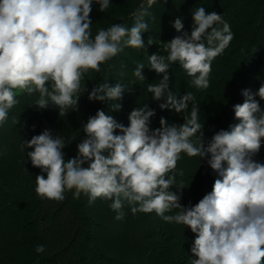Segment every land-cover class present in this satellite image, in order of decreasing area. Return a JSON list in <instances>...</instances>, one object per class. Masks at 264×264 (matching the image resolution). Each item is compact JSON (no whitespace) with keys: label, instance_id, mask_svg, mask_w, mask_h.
I'll return each instance as SVG.
<instances>
[{"label":"clouds","instance_id":"obj_1","mask_svg":"<svg viewBox=\"0 0 264 264\" xmlns=\"http://www.w3.org/2000/svg\"><path fill=\"white\" fill-rule=\"evenodd\" d=\"M156 2L141 4L132 13L131 27L116 23L98 29L93 37L92 5L99 4L104 12L110 0H0V126L20 103L18 93H38L37 110L54 107L59 116L69 109L78 111L80 96L88 91L82 80L90 70L100 72L101 65L124 48L145 50L142 34L149 25L144 17ZM192 20L189 35L176 18L172 27L182 34L165 43L167 55L148 56L149 69L162 78L149 83L147 92L162 101L161 110L185 112L194 99L191 92L178 98L170 90L173 64L193 78L197 89H207L213 60L234 39L230 24L214 11L206 13L198 7ZM154 43L149 36L147 45ZM144 68L139 62L133 72L139 81L146 78ZM125 88L119 82L100 83L88 91V100H122ZM241 95L243 103L233 105L239 123L208 140L198 106L183 117L182 124H169L161 117L156 129L150 128L156 113L148 104L130 112L128 126L97 110L82 124L84 138L77 144L76 156L67 160L63 137L45 129L21 146L22 151L32 149L27 158L40 169L35 192L42 199L63 201L65 192L74 190L73 198L83 193L89 206L97 198L110 200L115 220L124 219L127 204L133 215L154 212L167 223L186 226L196 234L191 248L196 259L189 264H264V163L254 159L264 142V108L256 99L264 100V83L257 92L244 89ZM120 108L119 103L111 105L113 111ZM13 122L18 123L15 118ZM181 153L206 160L219 177L195 205L180 203L183 181L178 191L172 190ZM45 250L44 244L35 248L36 253Z\"/></svg>","mask_w":264,"mask_h":264},{"label":"rangeland","instance_id":"obj_2","mask_svg":"<svg viewBox=\"0 0 264 264\" xmlns=\"http://www.w3.org/2000/svg\"><path fill=\"white\" fill-rule=\"evenodd\" d=\"M173 4L174 7H170V10L174 8L172 12L173 17H175L174 20L180 18L182 22H186L191 18L192 12H195L198 7H204L206 13L214 11L219 14L216 9L217 2L215 0H200L199 2H195L194 0H175ZM247 10L248 5L244 4L241 11L234 16L237 28L240 27L241 24L239 22L243 20ZM144 20L149 25V31L143 33L142 38L147 43L148 37L152 36L155 40V43L152 45H160L161 42H159L160 40L157 39L158 36L155 34V31H159L156 21L153 20L150 13L144 17ZM236 31L240 33V30L237 29ZM128 49L129 52H125L124 56L126 60L115 61V65L122 66L118 72L120 76L115 81L126 87L123 98L118 101H107L108 103L112 102V104L119 103L121 108L118 111H107V114L116 116L114 118L117 122L128 126V115L130 112L135 108L148 104L156 113L151 118V129L160 127L159 121L161 117L166 118L169 124H182L184 122L183 117L190 114H186V111L177 113L175 110H161L158 105L162 101L153 100L152 94L147 92V85L149 83H158L162 78V76H158L153 70L149 69L147 57L151 54L142 51V54L146 58L144 56L145 59L139 58L140 55L135 54L138 56V59H136L137 57L134 59L132 52L135 49ZM139 62L145 64V68L142 70L146 77L144 81H139L133 75ZM218 65L219 62L216 57L212 62V71L208 77L209 87L207 89H197L191 83L193 78L188 77L178 63L173 64L169 69L170 90L178 98L187 92L193 94L194 99L189 102L188 108H192L195 102L199 104V121L206 113L208 98L218 78ZM244 75L245 77H243L247 78V80L242 81L243 77L238 78L240 83L237 91L238 96L234 99V104L243 103L245 98L241 95L242 90L249 89L252 93H255L256 86L261 83L259 75H256L250 66L245 67ZM38 98L39 94L37 93L20 99L17 107L15 106L10 110L7 122L3 126H0V153L4 156L15 155L19 158L28 159L26 153L32 151V149L26 148L22 151L21 146L23 141L30 140L32 136L38 135L40 131L48 128L47 124L49 123L47 122L49 116L46 112L45 114L43 113L44 109L37 110L34 106L35 100ZM256 99L260 102L261 108H264V100H260L258 96ZM53 114L58 121V126L56 127L58 131L56 134L61 135L66 143L63 152L65 153V160H67L68 158H72L74 152L75 142L71 139H74L72 137L74 134L73 128L78 119L72 118L69 110L63 116H59L57 109L56 113ZM14 118L18 123L13 122ZM231 119L232 121L227 123L226 128L223 127L220 130H230L231 125L239 123L235 119L234 114L230 116ZM68 125L71 128L67 127ZM67 128L71 131L69 137H67L69 134L67 133ZM117 134L119 133L117 132ZM192 139H195V137ZM262 153H264V142H262L259 153L254 157L258 162L264 163V154ZM84 167H87V164ZM180 171H183L182 176L179 174ZM217 178H219L218 174L208 166L206 160H200L199 157H188L185 153H181V159L177 162L176 167L177 183L173 186L172 190L178 191L179 184L183 181L185 189L182 190L183 194L180 203L184 206L195 205L204 195L212 191L213 183ZM72 201L78 204L77 199L73 198ZM79 203L81 204L78 210L82 211L88 219V221L86 218L82 220L84 228L81 231L84 230L86 236L84 237L83 233L76 236L74 242H70L68 253L62 255L58 260H52V258L47 256L46 260L50 261L48 264H67L66 261H69V264H173V261L176 264H189L190 260L196 259L191 252L196 234L186 226L167 223L154 212L133 215L127 204L123 208L125 213L124 219L122 221L115 220L116 213L110 207V200L97 198L89 206L88 196L83 193L81 194ZM175 211L178 210H173V212ZM4 217L5 215L0 217V245H5V241L8 239V236H5L6 225ZM66 244L64 243L63 247ZM180 249H183V256L177 258L176 255L179 254Z\"/></svg>","mask_w":264,"mask_h":264},{"label":"trees","instance_id":"obj_3","mask_svg":"<svg viewBox=\"0 0 264 264\" xmlns=\"http://www.w3.org/2000/svg\"><path fill=\"white\" fill-rule=\"evenodd\" d=\"M174 1L157 0L148 9L151 17L159 26V31H155V34H157V39L160 40L161 44L148 46L145 42V50L135 49L132 52L134 59L136 57L138 59L135 54H139V58H144L142 51H146L151 55L153 53L167 55L163 51L165 43L182 34L177 33L172 27L175 17L172 15L174 8L170 10V7H174ZM194 1L199 2L200 0ZM215 1L217 2V11L231 26L234 39L229 47L217 57L219 62L218 78L208 98L206 113L199 121L203 124L206 140L210 139L220 128H226L227 123L232 121L230 116L234 114V99L238 96L237 91L240 83L238 78L245 77L246 66H250L261 79V83L256 86V92L260 85L264 83V0ZM171 3L172 5H170ZM141 4H146V0H110L109 8L101 12L99 11V4L93 3L90 14L93 22L91 26L93 37L98 29H107L116 23L131 27L134 23L132 13ZM244 4L248 5V10L243 20L239 22L240 27L237 28L234 16L241 11ZM183 24V31L190 35L193 25L192 17ZM237 29L240 30V33L236 31ZM125 52H129V49L124 48L116 57L102 64L100 72L90 70L84 76L82 86L87 87L88 91L104 82H109L114 86L116 84L115 79L120 76L118 74L119 69L122 67L121 65H115V61L126 60L124 59ZM244 77L242 81L247 80ZM88 91L80 96L78 111L69 109L72 118L79 121V123L77 121L74 124L73 128L74 134L72 137L74 139L71 140H74L75 147L72 158L76 156L78 142L84 138L82 124L87 122L89 116H94L97 110L102 109L106 114L107 111H111L112 102L89 101ZM27 96L29 95L26 93H18L19 100ZM198 105L195 102L194 106ZM191 109L188 108L186 114H190ZM44 110L43 113L46 112L49 116L47 129H52L55 135L58 131V128H56L58 121L53 114L56 113V109L49 107ZM70 132L67 131L69 133L67 137L70 136ZM2 155L0 153V167L2 169L0 171V217L5 215V236H8V239L5 241V245H0V264H48L50 261L46 260L47 256L52 260H58L62 255L68 253L70 242H74L76 236L81 233L84 237L86 236L85 231H81L84 228L82 220L86 218L88 221V219L82 211L78 210L81 204L79 203L81 196L77 199L78 204L72 201L74 190L66 191V198L63 201L40 198L35 192V176L41 174L40 169L33 167L29 158L23 159L15 155H3L2 157ZM64 243H67L65 247H63ZM40 244L45 245L46 250L44 253L35 252L36 246ZM182 250L180 249L179 254L176 255L177 258L183 256ZM68 262L66 261L67 264H69ZM173 262V264H176L175 261Z\"/></svg>","mask_w":264,"mask_h":264}]
</instances>
